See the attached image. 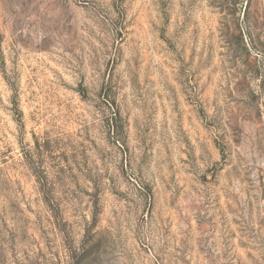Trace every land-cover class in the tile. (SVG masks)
I'll return each mask as SVG.
<instances>
[{
  "label": "rangeland",
  "instance_id": "obj_1",
  "mask_svg": "<svg viewBox=\"0 0 264 264\" xmlns=\"http://www.w3.org/2000/svg\"><path fill=\"white\" fill-rule=\"evenodd\" d=\"M0 264H264V0H0Z\"/></svg>",
  "mask_w": 264,
  "mask_h": 264
}]
</instances>
